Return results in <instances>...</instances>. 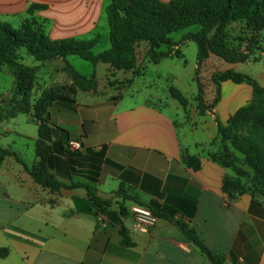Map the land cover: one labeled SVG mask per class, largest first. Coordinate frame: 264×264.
Listing matches in <instances>:
<instances>
[{
	"label": "crops",
	"instance_id": "1",
	"mask_svg": "<svg viewBox=\"0 0 264 264\" xmlns=\"http://www.w3.org/2000/svg\"><path fill=\"white\" fill-rule=\"evenodd\" d=\"M110 3L0 0V22L19 28L34 5L38 7L35 18L45 24L54 41L91 39L109 28L105 51L111 47L106 12ZM102 40L103 36L99 44ZM227 43L229 48L243 52L250 47L254 52L246 63L225 61L224 70L247 74L264 89V0L257 17L229 25ZM148 48L143 57L138 56L140 75L117 71L104 63L89 68L67 58L82 76H96L95 86L87 89L74 85L64 60L41 64L25 50L20 52L23 64L40 68L30 113L0 120V148L16 153L32 167L40 162L36 144L41 128L67 131L70 141L80 138L84 146L81 152H62L61 141L55 137L47 142L54 147L46 163L48 173L67 185L82 183L97 191L116 193L102 207L124 213L133 246L122 245L120 226L98 212L86 188H45L16 156L0 155V249L9 251L0 257V264H211L188 241L180 224L193 229L211 251L224 255L226 264H264V196L254 198L246 177L213 158L227 146L235 166L252 173L243 163V155L218 136L216 118L226 125L252 101L253 88L224 83L216 115L202 116L196 107L180 104L168 113L165 108L173 103L157 90L148 86L132 89L137 77L145 76V63H151L146 56ZM214 57L211 55L205 66ZM184 60L151 64L173 68L176 61ZM166 74L174 80L173 73ZM2 76L11 78L9 88L0 92V98L7 100L9 96L4 94L12 89L14 78L9 68L0 74V80ZM171 87L179 89L171 84L169 94ZM63 147L66 149L67 143ZM123 187L143 203H156L168 218H159L149 234L141 233L132 211L137 203L118 197ZM253 201L258 203L254 207Z\"/></svg>",
	"mask_w": 264,
	"mask_h": 264
},
{
	"label": "trees",
	"instance_id": "2",
	"mask_svg": "<svg viewBox=\"0 0 264 264\" xmlns=\"http://www.w3.org/2000/svg\"><path fill=\"white\" fill-rule=\"evenodd\" d=\"M37 9L38 7L34 5L29 7L28 17L19 28L0 22V74L5 68H9L14 78L12 89L4 94L13 98V101L8 102L10 106L7 105V100L0 98V120L19 114H29L31 110L36 74L40 67L23 64L20 53L22 50L41 64L64 60L65 70L72 76L74 85L87 89L95 86L96 76L93 75L91 78L82 76L67 62L69 56L79 57L94 66L104 63L111 65L117 71H133L140 75L137 70L139 44L148 43L146 56L151 63L157 65L167 59H184L182 47L189 42H194L198 48L197 70L194 78L198 93L195 101L200 115H216L215 109L222 98L224 83L230 81L235 84H247L253 88L252 101L232 115L226 125L216 118L218 136L225 145L230 143L234 152L243 155V163L252 173L235 166L233 154L229 153L227 146L223 148V151L215 153L213 158L226 167H233L238 176L246 177L252 193L254 186L264 191V89L257 80L247 74L233 69L217 71L212 75V82L216 87V98L212 104H207L200 79L203 66L211 55L229 64H241L251 60L254 52L252 48L249 47L242 52L228 47V27L233 22L251 21L257 17L261 9V0H172L170 3L159 0H111L106 10L111 47L99 54H95L94 49L100 43L101 35L91 39L51 40L46 32L45 24L39 22L34 16ZM194 26H199L197 32L189 31L180 41H173L174 33ZM170 94L181 106L185 108L190 106L189 99L181 90L171 87ZM119 99L120 97L114 98L111 103ZM31 119L35 122L33 117ZM53 137L61 141L62 152L71 153L63 147V143L68 144L72 140L67 131L59 128L45 131L41 128L40 139L36 144L39 163L29 167L9 149L0 148V155L16 156L35 181L45 188L52 190L86 188L93 206L99 208L98 212L107 216L112 224L120 226L122 245L132 247L129 230L124 224V213L109 211L102 207L103 203L110 200L105 201L99 198L98 191L87 185L82 183L67 185L48 173L46 163L48 157L53 154L54 147L47 142ZM117 194L118 197L135 201L138 205L148 208L158 218H168L156 203H143L128 195L124 187ZM257 204L253 201L252 207ZM180 229L188 241L207 256L211 264H226L225 256L211 251L193 229L183 224H180ZM8 253V249H0V257H6Z\"/></svg>",
	"mask_w": 264,
	"mask_h": 264
},
{
	"label": "rangeland",
	"instance_id": "3",
	"mask_svg": "<svg viewBox=\"0 0 264 264\" xmlns=\"http://www.w3.org/2000/svg\"><path fill=\"white\" fill-rule=\"evenodd\" d=\"M199 30V26H194L188 30H183L177 33H174L172 35L173 41H180V39L183 37V35L189 31L191 32H197ZM103 35V40L99 46H97L94 49V53L98 54L103 50L104 46L109 42V28H106L105 33H102ZM148 47V43H141V45L138 48V56L141 58L145 54V49ZM182 51L185 56L184 61H176L177 66L170 68L169 66H162V68H156L155 65L146 62L144 65V71H145V76L144 77H137L136 79V84L132 89L136 90V88L140 87L142 90L146 88H151L154 90H157L162 97L168 102V103H173L171 106H168V108H165V110L168 113L174 112L173 107H180L179 103L174 100L169 92H168V87L172 84L176 87H178L184 94L185 96L189 99L190 101V106H194L197 109V102L195 101V97L198 93L197 85L194 82V78L196 76V70H197V54H198V48L197 44L194 42H189L186 45L182 47ZM69 59H76L77 61L83 63L84 65L88 66L89 68H92L93 65L89 62H86L84 60H81L80 58L76 56H70L68 57ZM215 60H212L209 65L204 64L200 79L204 88V97L207 102V104H212L214 99L216 98V87L214 83L212 82V75L217 72V71H225V61L218 58L214 57ZM34 61V60H33ZM207 63V62H206ZM209 63V62H208ZM82 72H87L83 69ZM166 73H173L174 75V80H169L167 79V74ZM9 81H11V78L8 76H2L0 80V92L3 90L5 87V90L8 89ZM13 86V85H12ZM7 92V91H5ZM4 92V93H5ZM227 92H233L230 90H227ZM222 97H223V89H222ZM222 100V98H221ZM220 100V102H221ZM13 101V98H7V103ZM219 102V103H220ZM7 104L10 106V104ZM218 103V104H219ZM217 104V105H218ZM201 138H204V135L201 134ZM3 139V138H2ZM6 140V138H5ZM4 140V141H5ZM253 197H262L264 196V191L259 189L258 187L254 186L253 189Z\"/></svg>",
	"mask_w": 264,
	"mask_h": 264
},
{
	"label": "built area",
	"instance_id": "4",
	"mask_svg": "<svg viewBox=\"0 0 264 264\" xmlns=\"http://www.w3.org/2000/svg\"><path fill=\"white\" fill-rule=\"evenodd\" d=\"M67 149L71 152H81L84 149L81 141H69ZM135 217L137 229L144 234H149L157 224L159 218L155 216L148 208L135 205L132 209Z\"/></svg>",
	"mask_w": 264,
	"mask_h": 264
},
{
	"label": "water",
	"instance_id": "5",
	"mask_svg": "<svg viewBox=\"0 0 264 264\" xmlns=\"http://www.w3.org/2000/svg\"><path fill=\"white\" fill-rule=\"evenodd\" d=\"M97 196L104 200H110L116 197V193H104V192L98 191Z\"/></svg>",
	"mask_w": 264,
	"mask_h": 264
}]
</instances>
